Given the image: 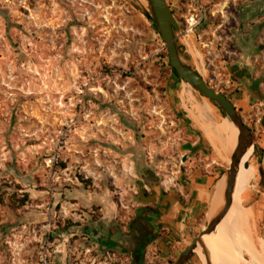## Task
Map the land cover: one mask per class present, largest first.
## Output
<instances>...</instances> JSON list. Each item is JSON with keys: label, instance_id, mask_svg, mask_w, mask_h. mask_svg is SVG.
Wrapping results in <instances>:
<instances>
[{"label": "rangeland", "instance_id": "374dc122", "mask_svg": "<svg viewBox=\"0 0 264 264\" xmlns=\"http://www.w3.org/2000/svg\"><path fill=\"white\" fill-rule=\"evenodd\" d=\"M165 1L184 29L185 3ZM204 9L195 37L207 47L205 71L178 41L184 59L218 93L238 86L231 67L251 64L264 93V0H209ZM144 12L141 0H0V264H35L46 249L57 264L54 253L78 257L87 248L104 263L82 230L103 222L123 230L146 192L139 173L150 170L160 186L174 190L197 134L212 155L209 143H220L225 162L218 161L228 169L234 151L228 121L192 88L160 72L154 56L161 40ZM195 37L190 41L199 47ZM242 92L244 115L260 118L262 108ZM256 158L258 152L247 196L264 189ZM24 194L27 204L10 210V197ZM263 205L245 229L259 264ZM134 229L135 236L120 234L118 241L136 252L144 235L141 226ZM213 255L221 260L216 250Z\"/></svg>", "mask_w": 264, "mask_h": 264}, {"label": "crops", "instance_id": "0c3cea01", "mask_svg": "<svg viewBox=\"0 0 264 264\" xmlns=\"http://www.w3.org/2000/svg\"><path fill=\"white\" fill-rule=\"evenodd\" d=\"M262 134L261 139L255 142L256 147L258 146L262 151L258 154L261 163L259 164L258 158L255 160L257 169L263 172V177L264 133ZM209 145L215 155H212L202 144L198 154L188 157L183 170L176 177L177 183L173 185L174 190L169 189L171 184L169 186L163 184L156 190L157 193L161 191L162 195L153 200L146 199L143 194L140 195L137 215L141 218L139 227L143 229L141 230L144 241L139 244L137 253L133 251L134 247L126 249L124 241L123 244L117 242L122 245V249L102 247L106 246L104 241L117 240L120 234L131 236L130 233L134 229L132 223L134 215L123 230L104 222L100 225L88 226L82 230L80 235L82 240L91 241L101 254L113 253L118 259L125 260V264H174L186 247L201 234L210 219L222 208L217 207L216 194L225 183L223 177L227 169L218 159L225 162V158L220 153V143L217 140H213ZM190 148L191 145L188 149ZM186 152L189 151L186 150ZM262 180L264 186V178ZM256 192L260 195L257 196L252 192L248 194L246 200L249 201L252 198L254 202L248 207L245 206V214L250 211L253 217L257 216L259 206L264 202V189L256 190ZM132 234L135 236L134 233ZM67 241L68 239H65L63 243ZM69 253L65 250L54 253V263L70 264L72 258ZM186 264L203 263L198 256L194 255Z\"/></svg>", "mask_w": 264, "mask_h": 264}, {"label": "water", "instance_id": "95a60500", "mask_svg": "<svg viewBox=\"0 0 264 264\" xmlns=\"http://www.w3.org/2000/svg\"><path fill=\"white\" fill-rule=\"evenodd\" d=\"M149 12H144L143 15L148 21H153L159 33V37L166 50L170 67L174 70L180 81L188 84L197 94L209 102L222 112L223 117L235 126L239 132L237 145L230 157V164L226 170L225 189H224V204L218 213L212 217L207 226L202 230L201 234L186 247L180 257L174 264H186L196 253L198 248L202 249L206 256V264H211L209 252L204 243V237L213 234L217 226L227 215L232 205L236 180L240 170V165L244 156L252 149V158L255 157L256 145L255 139L250 130L245 126L241 117L237 114L236 109L231 102L221 93L210 88L204 79L193 69V67L184 59L178 46L180 28L178 22L173 16L170 7L165 0H145ZM137 11L141 9L134 6ZM180 42V41H179ZM200 144L190 148L189 154H186L181 159V168L186 163L189 156H194L199 151ZM244 169L249 168V162L245 163ZM199 257V256H198Z\"/></svg>", "mask_w": 264, "mask_h": 264}, {"label": "bare ground", "instance_id": "6f19581e", "mask_svg": "<svg viewBox=\"0 0 264 264\" xmlns=\"http://www.w3.org/2000/svg\"><path fill=\"white\" fill-rule=\"evenodd\" d=\"M141 2L146 5L145 0H141ZM185 85L189 89H191V87L188 84ZM202 99H203V103H205L206 106H209L211 108L210 109L211 113L215 115L214 110L218 111V109L214 106V104H212L205 98ZM226 120L228 121L227 123L229 124V134L234 142V150H235L239 132L235 128V126L229 121V119L226 118ZM247 162H249V168L244 169L243 165ZM255 171H256L255 167L252 164V149H251L242 159L240 170L236 180V186H235L233 201L230 210L228 211L224 219L220 222V224L217 226L216 231L213 234L204 237V243L209 252L211 264H254L252 261L246 260L244 258L240 248L238 247L239 245L247 253V255H249L251 258L256 260L257 263L259 264L255 245L253 244L248 233L245 231L248 224H250L249 221L252 217L251 212L248 211L246 214L244 213L245 214L244 216L234 217L238 212V210L240 209V207L246 201L249 183L252 179L255 178ZM224 189H225V183L221 186V188L218 190L216 194V202L218 208H221L224 204V199H223ZM235 220L236 223L238 224V238H237L238 242L236 239V231H232V229L234 228L233 226L235 225L234 222ZM214 236L215 237L217 236V239L212 245L210 242V238ZM214 250H216L221 255V260H218L213 255ZM196 253L198 254L202 263L206 264V256L203 254L202 249L198 248Z\"/></svg>", "mask_w": 264, "mask_h": 264}, {"label": "flooded vegetation", "instance_id": "af4514ba", "mask_svg": "<svg viewBox=\"0 0 264 264\" xmlns=\"http://www.w3.org/2000/svg\"><path fill=\"white\" fill-rule=\"evenodd\" d=\"M251 64L248 65H234L233 67H231V71H232V75H233V79L236 81V83L238 84V86L233 89L230 93H224L221 92V94H223L233 105V107L236 109L237 114L241 117L243 123L245 124V126L250 130V132L252 133V135L254 136L255 142L259 141V139H261V134L264 133V93L262 91V81L259 78H255V76L252 74V69L250 68ZM245 89L246 91V95L247 98L250 101L256 102L259 104V106L262 108L263 113L261 115L260 118L256 119L255 117H249V116H245L244 114L247 113V111L245 110V107L243 104H241V102L243 101V89ZM256 107L257 110H259L260 107ZM187 125V124H186ZM189 129L191 127H188ZM198 136V140L196 142H194L193 144H191V148L197 146L200 144L199 149H201L202 147V142H200V137ZM258 150V154L261 153V149L257 146L256 147ZM190 149H188L189 151ZM256 152V151H255ZM257 154V153H256ZM260 158V157H259ZM258 158V161H259ZM154 176L151 175V181L150 184H148L146 181H142V183L144 184V188L146 190V193L148 194V196L143 192L142 194L146 197V199H155L157 196H161L162 192L160 191L159 193L156 192V190L159 187V183L157 184L154 180ZM137 211L134 213L133 216V220L132 223L134 225V227L137 226L136 231L139 229V222L141 220V218L137 215ZM131 227V226H130ZM143 230V229H142ZM132 231H131V235H132ZM121 241V240H120ZM119 241V242H120ZM117 240H108V241H104L103 243L106 246L111 247L112 243H117ZM143 242V241H142ZM140 241V243H142ZM120 244H122V242H120Z\"/></svg>", "mask_w": 264, "mask_h": 264}, {"label": "built area", "instance_id": "2783aa9c", "mask_svg": "<svg viewBox=\"0 0 264 264\" xmlns=\"http://www.w3.org/2000/svg\"><path fill=\"white\" fill-rule=\"evenodd\" d=\"M185 4L180 8L181 18L184 21L185 28L180 30L179 33V41H183L186 48L191 49L193 57L199 62L200 68L205 71L204 62H203V54L201 53L202 50H205L207 47L203 44H200L201 36H198L200 29L205 24L206 20V12L204 6L209 3V0H180ZM171 10V8H170ZM199 35V34H198ZM195 37V43L200 44L199 47L196 44H192L190 41V37ZM90 248L85 249L81 252L78 257L76 252L72 253V262L70 264H86L88 261L91 264H101V262H97V255H91ZM101 254V253H100ZM90 257L89 260L86 259ZM101 256L104 257V263L102 264H125V260L118 259L115 257L113 253H103ZM35 264H53L51 261L50 252L46 249L44 250L38 258L37 263ZM152 264V263H151Z\"/></svg>", "mask_w": 264, "mask_h": 264}, {"label": "trees", "instance_id": "16d2710c", "mask_svg": "<svg viewBox=\"0 0 264 264\" xmlns=\"http://www.w3.org/2000/svg\"><path fill=\"white\" fill-rule=\"evenodd\" d=\"M149 24L151 25L152 29L155 31L156 35L159 37V33L155 27L154 22L149 21ZM157 50H158V53L154 56V59H155V64L159 68L160 72L167 77L172 76L173 79L177 80L178 82H181L180 79L178 78V76L176 75V73L174 72V70L170 67L169 60H168V57L166 54V50L163 47L162 42H160V46H159V48H157ZM257 150L258 149L256 148L255 153H257ZM259 162L261 163L260 158H259ZM151 175L154 176V178H155L154 180H156L155 182L158 184L157 178L155 177V175L152 171L146 170L142 173H139L141 180L146 181L148 184H150ZM144 193L147 195V193L145 191H144ZM28 200H29V196L27 194H24L21 197H19L17 195H12L8 201V207L10 208V210L16 211V210L24 207L27 204ZM102 247L103 248H113V246H111V247L102 246Z\"/></svg>", "mask_w": 264, "mask_h": 264}]
</instances>
